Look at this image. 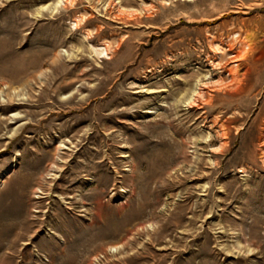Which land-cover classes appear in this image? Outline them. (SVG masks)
Listing matches in <instances>:
<instances>
[{
    "label": "rangeland",
    "instance_id": "obj_1",
    "mask_svg": "<svg viewBox=\"0 0 264 264\" xmlns=\"http://www.w3.org/2000/svg\"><path fill=\"white\" fill-rule=\"evenodd\" d=\"M0 264H264V0H0Z\"/></svg>",
    "mask_w": 264,
    "mask_h": 264
},
{
    "label": "bare ground",
    "instance_id": "obj_2",
    "mask_svg": "<svg viewBox=\"0 0 264 264\" xmlns=\"http://www.w3.org/2000/svg\"><path fill=\"white\" fill-rule=\"evenodd\" d=\"M60 7H61V4L56 5V8H60ZM192 99H193V97H192ZM192 99H191V100H192Z\"/></svg>",
    "mask_w": 264,
    "mask_h": 264
}]
</instances>
